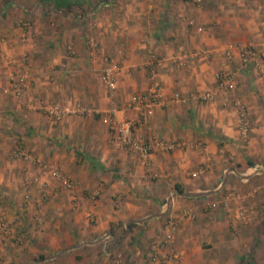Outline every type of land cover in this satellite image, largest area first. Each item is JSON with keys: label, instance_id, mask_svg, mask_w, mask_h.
Segmentation results:
<instances>
[{"label": "crops", "instance_id": "crops-1", "mask_svg": "<svg viewBox=\"0 0 264 264\" xmlns=\"http://www.w3.org/2000/svg\"><path fill=\"white\" fill-rule=\"evenodd\" d=\"M238 44L264 46V0H0L2 87L21 60L31 72L20 98L0 91V264H140L169 218L180 264H264V174L244 176L264 163V80L238 58L226 66ZM200 49L215 54L183 56ZM150 54L164 99L181 102L148 115L126 107L150 85ZM105 58L120 65L112 98ZM227 68L238 77L225 94L215 74ZM51 105L73 113L52 121ZM114 107L137 139L183 146L145 165L113 140Z\"/></svg>", "mask_w": 264, "mask_h": 264}, {"label": "built area", "instance_id": "built-area-1", "mask_svg": "<svg viewBox=\"0 0 264 264\" xmlns=\"http://www.w3.org/2000/svg\"><path fill=\"white\" fill-rule=\"evenodd\" d=\"M199 2V0H198ZM107 6V5H106ZM25 29H29V24L25 23L22 26ZM23 39L25 36L22 37ZM93 45V44H92ZM215 52L207 49H200L185 53L183 56L186 59L190 58H208L210 55H214ZM223 57L226 66H231L235 63V58H238V67L245 69L251 66L259 77L264 80V46L259 48L253 45H230L223 51ZM0 54V60H1ZM106 65L102 68L100 73V82L106 89L109 98H112L114 92L117 89V76L120 72L119 62L114 60H108L105 58ZM160 65V59L156 55L150 54L146 63L148 77L150 79V85L144 93L135 94L131 97L130 103L127 109L136 110L145 114H150L152 107L161 106L165 107L175 102H181V96L175 93L170 100H165L163 97V88L158 79V68ZM237 72L224 69L215 74L217 89L222 93L228 94L236 89L237 86ZM31 79V72L26 60H21L19 69L11 72L7 79V86L2 87L0 78V91H2L8 97L18 99L22 96L23 92L27 89L29 81ZM214 92H206L203 96L205 100H212ZM237 108V121L240 135L246 138L251 131V123L247 108L241 103H236ZM119 112L117 107H114L111 111L109 130L113 135V140L117 145L131 153H136L145 165L150 162L151 155L155 148L164 151H172L183 146V143L169 142L161 140H140L134 136V124L128 118H118L116 113ZM73 112L62 108L57 105H51L47 109V115L52 121H61ZM75 113H81L83 115H91L93 111L86 107H77ZM264 163L257 164L247 169L244 176L249 175H263ZM63 185L66 188H72L76 183L65 175L60 176ZM29 194L26 193L25 200L29 199ZM0 230L4 233H9L10 223L4 217H0ZM176 230L175 222L172 219H168L164 228L163 237L159 241L153 242L149 246V253L146 260L140 264H180L181 255L175 250L173 246L174 232ZM106 239H110L109 235H105ZM120 254L116 255V260L119 261Z\"/></svg>", "mask_w": 264, "mask_h": 264}, {"label": "trees", "instance_id": "trees-1", "mask_svg": "<svg viewBox=\"0 0 264 264\" xmlns=\"http://www.w3.org/2000/svg\"><path fill=\"white\" fill-rule=\"evenodd\" d=\"M133 225V223H130L129 224V227H131ZM124 233V232H123ZM123 233L121 234V236H120V239L123 237Z\"/></svg>", "mask_w": 264, "mask_h": 264}]
</instances>
